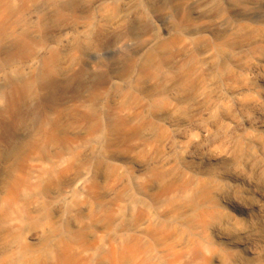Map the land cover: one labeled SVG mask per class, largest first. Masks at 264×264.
<instances>
[{
	"label": "rangeland",
	"instance_id": "1",
	"mask_svg": "<svg viewBox=\"0 0 264 264\" xmlns=\"http://www.w3.org/2000/svg\"><path fill=\"white\" fill-rule=\"evenodd\" d=\"M23 35L7 73L35 70L0 80V264H264V186L239 176L264 129L188 157L201 126L264 111V0H0V62Z\"/></svg>",
	"mask_w": 264,
	"mask_h": 264
},
{
	"label": "bare ground",
	"instance_id": "2",
	"mask_svg": "<svg viewBox=\"0 0 264 264\" xmlns=\"http://www.w3.org/2000/svg\"><path fill=\"white\" fill-rule=\"evenodd\" d=\"M8 2H10V0H2V3H8ZM64 5L65 6L63 7V10L66 8H72L75 5V2H69V3H66ZM218 10H220V8ZM223 12H224V10H223ZM132 29H136V27L133 25ZM176 29L179 32H186V30H187L185 27H182V26H177ZM1 42L2 41L0 38V47H1ZM14 43L17 47L16 54H14V55L11 54L12 56L8 57L3 62H0V73L1 72L4 73V75H0V80L3 81L1 88L17 87L19 85V83L28 74L32 73L36 68L35 61L31 60L28 63V66H26L27 68L23 72L12 74V75H9L7 73V69L10 68L15 63H17L19 59H21V58H28L29 59L30 58L28 50L31 46V41H30L28 36L23 35V36H20L17 38L14 37ZM148 44H149V42H145V46H147ZM83 48L85 50V54H84L85 58H89V59L96 58L97 53L95 51H93L89 47H83ZM56 73H57V71H56ZM262 81L264 82L263 78H262ZM5 90H7V89H5ZM261 106H262L261 104H255V106H254L255 113H254L253 117H246L242 121H237L234 123L233 126L227 127L224 130H222V129L212 130L209 126H201L200 127V134L203 136L204 140L201 143H199L198 145H196V147H194V149H192L188 152V157L194 161H201L203 159L202 154H201L203 151H207L208 153L211 154L214 151V149H216L217 147L229 148L231 153L233 151H236V149L238 148V145H239L238 136H239V133L241 132V130L245 129L246 127H259V128L264 129V111H262ZM20 122H21V119L17 121V123H20ZM46 122H49L48 117H46L43 120V123H46ZM40 129L44 130V126H41ZM239 176L242 180H244V182H247L248 184H250V182H252L251 184H253V185H256L259 187L264 186V157H258L253 164L249 165L248 173H246V174L241 173V174H239Z\"/></svg>",
	"mask_w": 264,
	"mask_h": 264
}]
</instances>
